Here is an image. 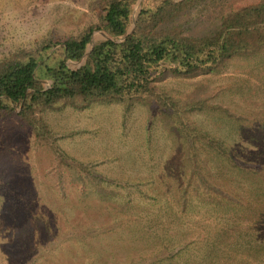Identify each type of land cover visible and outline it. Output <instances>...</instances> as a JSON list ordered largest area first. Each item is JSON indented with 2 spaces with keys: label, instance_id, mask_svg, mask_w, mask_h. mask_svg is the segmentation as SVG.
Here are the masks:
<instances>
[{
  "label": "rangeland",
  "instance_id": "obj_1",
  "mask_svg": "<svg viewBox=\"0 0 264 264\" xmlns=\"http://www.w3.org/2000/svg\"><path fill=\"white\" fill-rule=\"evenodd\" d=\"M253 1L197 3L179 21L204 34L229 4ZM102 4L0 0V59L60 50L100 24ZM40 119L0 118V264H264V177L227 168L204 138L264 169V54L166 74L145 99L59 104Z\"/></svg>",
  "mask_w": 264,
  "mask_h": 264
},
{
  "label": "trees",
  "instance_id": "obj_2",
  "mask_svg": "<svg viewBox=\"0 0 264 264\" xmlns=\"http://www.w3.org/2000/svg\"><path fill=\"white\" fill-rule=\"evenodd\" d=\"M137 1L103 0L100 24L65 39L61 51L46 42L0 59V118L16 112L39 128L41 112L59 104L85 108L95 102L145 99L166 74H211L236 57L264 54V0L229 4L217 26L200 35L187 33L181 16L197 3L225 5L229 0H146L133 20ZM99 29L111 38L101 37L92 45ZM83 58L78 66L68 63ZM199 104L188 103L190 108ZM204 138L227 168L255 183L253 175L264 177L256 159L239 157L222 139Z\"/></svg>",
  "mask_w": 264,
  "mask_h": 264
},
{
  "label": "water",
  "instance_id": "obj_3",
  "mask_svg": "<svg viewBox=\"0 0 264 264\" xmlns=\"http://www.w3.org/2000/svg\"><path fill=\"white\" fill-rule=\"evenodd\" d=\"M105 35L106 38H111L108 34L103 33ZM93 45V44H92ZM88 52L86 53L85 57L87 56Z\"/></svg>",
  "mask_w": 264,
  "mask_h": 264
}]
</instances>
